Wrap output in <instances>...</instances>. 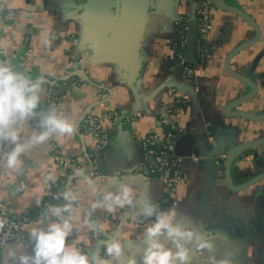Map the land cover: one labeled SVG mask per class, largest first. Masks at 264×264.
Listing matches in <instances>:
<instances>
[{"label":"crops","instance_id":"1","mask_svg":"<svg viewBox=\"0 0 264 264\" xmlns=\"http://www.w3.org/2000/svg\"><path fill=\"white\" fill-rule=\"evenodd\" d=\"M118 1L119 11L111 15L104 5L108 0H0V64L33 80L45 78L41 109L48 103L52 86L75 64L85 69L87 76V82L81 80L70 86L47 106H55L74 123L75 132L33 147L22 156L21 172L0 165V202L15 215H28L41 203L45 206L47 188L53 183L47 178H60L62 165L54 155L58 150L74 163V174L85 173L96 179L101 192L116 191L121 184H127L138 200L157 203L162 179L134 171L141 161L140 142L150 133L164 132L158 121L165 107L186 136L180 143L181 150L191 152L180 162L181 177L171 207L177 212V221L214 240L217 258L232 254L237 264H264V179L234 191L227 187L223 170L218 168L232 146L264 137V122L224 114L229 101L249 91L228 69L251 79L258 88L255 96L240 108L264 113V0H224L248 14L261 29L259 41L234 56L229 55L231 51L252 39L255 31L235 13L214 5L207 38L213 51L189 75L171 70V61L174 62L173 21L177 15L189 13L190 1ZM186 58L193 61L194 52L187 50ZM108 89L109 101L97 103L103 92L107 97ZM170 89L175 91L174 96L169 94ZM86 109L92 115L118 113L115 123L107 119L100 123L101 131L110 135L112 142L92 159L97 171L94 176L89 175L91 161L87 155L95 138L79 124ZM135 109L144 114L132 120L128 114ZM119 118H124L120 126ZM32 128L29 122L23 132L27 134ZM0 150L8 149L0 145ZM262 171L264 144L232 160L230 183L241 185ZM82 180L71 182L77 185ZM66 183L63 189L68 186ZM91 196L86 191L80 200L86 205ZM138 207L139 204L111 213L98 208L92 219L102 231L81 233L68 242L85 248L92 253L94 264H101V259L108 257L100 248L118 236L123 255L116 264H128L132 258L142 264L144 229L150 221L135 222ZM125 215L128 219L123 222ZM40 218L23 223L20 232L0 248V255L6 253L9 245L25 246L31 254L26 229ZM165 243L171 246L168 241ZM192 255L193 252L191 264H195ZM197 255L201 263L208 264V257L213 254L205 251Z\"/></svg>","mask_w":264,"mask_h":264},{"label":"clouds","instance_id":"2","mask_svg":"<svg viewBox=\"0 0 264 264\" xmlns=\"http://www.w3.org/2000/svg\"><path fill=\"white\" fill-rule=\"evenodd\" d=\"M45 83L43 76L33 80L9 65L0 64V145L8 149L0 150V165L13 171L23 170L22 156L33 147L54 137L70 136L76 130L74 123H70L55 106L41 109ZM31 121H36V126L25 134L24 126ZM47 179L55 182L54 177ZM86 191L92 196L84 205L80 197ZM53 199L58 202L47 204L37 223L26 229L32 244L31 254L25 251V246L9 245L6 253L0 255V264H94L89 252L75 246L73 241L68 242L69 238L102 231L92 219L98 208L111 213L137 204L136 214L150 221L144 229L146 247L142 264H191L193 249L197 253L213 254L209 255L208 264H237L232 254L217 258L215 241L178 222L175 209L161 210L150 199L138 200L133 188L127 184H121L116 191L101 192L96 179L84 176L82 183L77 185L70 179L68 186L54 194ZM5 223L0 220V230L4 229ZM104 245L108 259H101V264H116L123 255L122 242L117 237L105 241ZM128 264H137V261L132 258Z\"/></svg>","mask_w":264,"mask_h":264},{"label":"built area","instance_id":"3","mask_svg":"<svg viewBox=\"0 0 264 264\" xmlns=\"http://www.w3.org/2000/svg\"><path fill=\"white\" fill-rule=\"evenodd\" d=\"M212 5L213 0H194V19L196 25V34L193 39L192 49L195 58L188 60L186 52L188 50L190 18L188 14H179L174 20L175 37L173 41V55L174 65L181 67V73L189 75L199 68L200 61L208 53L207 38L210 30L212 29ZM174 67V66H172ZM79 76H70L68 79L57 82L52 86V93L49 98V105L56 99L59 93L65 91L67 88L80 82ZM169 94L174 96L175 91L170 89ZM144 114L142 110L130 116L135 120L137 116ZM118 113L115 111H107L102 115H86L81 124L84 129H89L93 133H99L100 144L105 146L108 143L109 137L101 131V121L103 119L112 120L116 122ZM161 126L167 130V135H173L179 131L177 123L170 117L161 116L159 119ZM32 125L36 126V121H31ZM168 137L160 138L155 133H150L141 141L142 142V160L143 165H139L134 172H144L148 176L160 177L163 181V188L160 199L155 203L161 210H169L172 207L173 198L177 190V183L180 178V162L181 157H169L170 147L168 146ZM6 147V146H5ZM7 148V147H6ZM56 160L62 165V172L67 174V167L69 162L66 157L61 155L58 150L54 151ZM97 174L95 168L89 173L90 176ZM61 178V179H60ZM49 185L47 188V196L44 201L45 206L54 201V194L64 190L63 185L66 181L64 177H60ZM0 217L6 221L4 229L0 233V248L5 246L14 233H19L21 225L25 222H30L27 215L16 216L15 214L8 213L4 205L0 202ZM136 222L143 224L145 219L137 217Z\"/></svg>","mask_w":264,"mask_h":264},{"label":"water","instance_id":"4","mask_svg":"<svg viewBox=\"0 0 264 264\" xmlns=\"http://www.w3.org/2000/svg\"><path fill=\"white\" fill-rule=\"evenodd\" d=\"M189 1L191 3V7H190L189 13H187L189 15V18H190V30H189V35H188V38H189L188 50L190 52H192V50H193L192 49V45H193L192 43H193V39H194L195 34H196V25H195L194 12H193L194 11V0H189ZM118 2H119L118 0H108L107 3H104L107 11H111L112 12V13H110L111 15H113V13L115 14L117 11H119L120 5L118 4ZM214 5L215 6H219L220 8H223L226 11L235 13L236 15H238L239 17H241L243 20H246L249 23V25L253 28V30L255 31V36L252 39L247 40V41L243 42L241 45H239L238 47L234 48L231 51V53L229 54L230 56H234V55H236V54H238V53H240V52H242L244 50H248V48H250L251 46H253L254 44H256L259 41V39L261 37V29L257 25V23L248 14H246L245 12H243L242 10H240L235 5H231V4L230 5H227L224 2V0H213L212 9H213ZM175 18H174V20H175ZM207 45H208V42H207ZM212 51H213V48L212 47L210 48V46L208 45V53L209 52H212ZM262 55H264V46H263V49H262ZM201 62H202V60L200 61V65H201ZM171 66H174L171 70L177 71V72L180 73L181 67L178 66V65L175 66L173 60L171 61ZM228 72H229V74L232 77H234L235 79H237V81H239V83H241L245 87H248L249 88V91L245 95L244 94L239 95L237 98L229 101L225 105V107H224V114L226 116H228V117H235V116H237V117H244L245 119L254 121L256 123L264 122V113H253V112L246 111V110H243V109L240 108V106H242L247 101H250L255 96V94L257 92V89H258L257 86H256V84H255V82L252 81L251 79L245 77V76L239 75L238 73H236V72H234L232 70H229L228 69ZM70 76H79L81 78V80L87 82V76H86V73H85V69H83L81 66H78V64L77 65L75 64V67H72L70 69V72H68L66 75H64L60 79V81L66 80ZM81 80H80V82H82ZM110 93L111 92L108 89V95L105 98L104 96H105L106 93L103 92L102 93V97L101 96H98V100L96 102L97 103H106V102H108L109 99H110V95H111ZM60 94L61 93H59L58 96ZM235 107H236V110H233V108H235ZM164 108L165 107H163L162 112H161L162 116L170 117L171 115L169 113H167V111L164 110ZM137 111H138V109H135L134 111H132L131 113H129L128 114V118H130V116L132 114L136 113ZM145 112H146V110H145ZM88 114H90L89 113V109H86L84 111V113L82 114V116L80 117V119H79L80 126H83L81 124V121ZM140 117L141 116H139L138 118H140ZM170 118L173 119L172 117H170ZM123 119L122 118H119L118 119V121H119V123H117L118 126H120L122 124ZM158 123L160 125V122L159 121H158ZM178 128H179V131L176 132L173 135H170V136H168L165 133V129L164 128H163L164 129V132L161 135H159L157 133H155V134H157L160 138L168 137V139H169L168 146L170 147L169 155H168L169 157H181L183 159V158H186V157L191 156V152L189 150L186 151V152L181 150L180 143L185 139L186 136L181 132L182 130H180V127L179 126H178ZM87 131H88L87 133H89L93 138H95L94 139L95 142L92 145L93 148L91 149V151L87 155L89 157V160L91 161V170H93L92 159H94V157L96 156V154H98V151L100 149H104V148L108 147L111 144L112 137L109 135L108 143L105 146H103V145L100 144L99 133H93L89 129H87ZM260 144H264V137H258L256 139H252V140H249L247 142L239 143L237 145L232 146L226 152V154L224 156V160L220 163V165H218V168L221 169V170H223V175L225 176L226 185L231 190H234V191L242 190V189H244V188H246L248 186H251V185L259 182L260 180L264 179V171H262L261 173H259L255 177L249 179L248 181H246L245 183H243L241 185H234V184L230 183V166H231L232 160L234 158H236V157L243 156V152L244 151L251 150L252 148H254L255 146H258ZM140 147H141V155H142V152H143L142 151V142H140ZM66 160L69 162V165L67 167V174L65 175L62 172V169H61L60 177H64L66 179V181H67L66 184L67 185H68V181L70 179H71V181H73L76 178H83L84 176H88V174H85V173H82V174H74L75 172H73V169H72V164H74V163H72V161L70 159H67L66 158ZM197 160H199L198 157H197ZM143 164H144V162H143L142 156H141V161H140L139 165H143ZM139 175H143L144 177H149L145 173V171L144 172H140ZM180 177H181V174H180ZM44 207L45 206L42 205V203H41V206L39 205V207L37 209H35L32 213H30V214L27 215L30 218V222H32V221L36 220L37 218L41 217V214H42V212L44 210ZM5 209H6V211L8 213L12 212V211H9L6 207H5ZM11 214H13V213H11ZM16 216H21V215H16ZM137 217H138V215L136 214L135 215V222H136ZM125 219H128V216L125 215L121 221L124 222ZM117 237L118 236H116L114 238V240L117 239ZM127 244H130V243H127ZM100 249H104V247H101ZM83 250H85V248ZM192 252H193V255H192V258H193L192 260L193 261L192 262H194L195 264H203L199 260V257L197 255V252L195 250H192ZM91 254L92 253H90V255Z\"/></svg>","mask_w":264,"mask_h":264},{"label":"trees","instance_id":"5","mask_svg":"<svg viewBox=\"0 0 264 264\" xmlns=\"http://www.w3.org/2000/svg\"><path fill=\"white\" fill-rule=\"evenodd\" d=\"M192 53H193V51H192ZM58 82H60V81H58ZM57 83V82H56ZM55 83V84H56ZM52 93V88L50 89V93H49V98L51 97L50 96V94ZM57 98H58V96L56 97V99L52 102V103H54L56 100H57ZM49 105V99H48V103L44 106V108L43 109H46L47 108V106ZM165 133L167 134V130L165 129ZM61 179V178H60ZM59 179V180H60ZM58 201H56V200H54L51 204H55V203H57ZM62 202V201H61Z\"/></svg>","mask_w":264,"mask_h":264}]
</instances>
